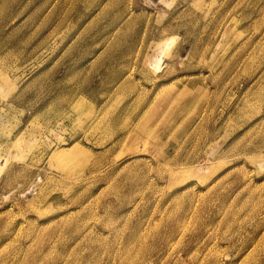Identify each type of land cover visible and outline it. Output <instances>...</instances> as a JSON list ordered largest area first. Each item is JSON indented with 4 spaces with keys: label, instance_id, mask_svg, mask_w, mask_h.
Returning <instances> with one entry per match:
<instances>
[{
    "label": "rangeland",
    "instance_id": "rangeland-1",
    "mask_svg": "<svg viewBox=\"0 0 264 264\" xmlns=\"http://www.w3.org/2000/svg\"><path fill=\"white\" fill-rule=\"evenodd\" d=\"M0 47V264H264V0H0Z\"/></svg>",
    "mask_w": 264,
    "mask_h": 264
},
{
    "label": "bare ground",
    "instance_id": "bare-ground-1",
    "mask_svg": "<svg viewBox=\"0 0 264 264\" xmlns=\"http://www.w3.org/2000/svg\"><path fill=\"white\" fill-rule=\"evenodd\" d=\"M0 48H1V47H0ZM2 56H3V55H2ZM4 73H6V71H5ZM3 77H4V76H3ZM1 78H2V77H1ZM1 81H2V79H1ZM16 82H17V81H16ZM8 83H9V82H8ZM4 84H5V83H4ZM11 84H12V82H11ZM11 84H10V85H11ZM13 84H14V83H13ZM2 86H3V85H2ZM11 86H12V85H11ZM16 87H17V86H16ZM16 87H15V88H16ZM12 90H13V89H12ZM8 91H9V90H8ZM15 91H16V90H15ZM11 92H12V91H11ZM13 93H14V92H13ZM9 94H10V93H9ZM5 96H6V95H5ZM5 96H4L3 98H5ZM16 97H18V96H16ZM13 99H14V98H13ZM5 103H6V101H5ZM91 109H92V108H91ZM93 112H94V111H93ZM57 113H58V112H57ZM94 115H95V113H94ZM89 117H90V116H89ZM92 119H93V118H92ZM92 119H91V120H92ZM86 121H87V120H86ZM7 128H8V127H7ZM6 130H7V129H6ZM28 130H29V129H28ZM42 132H43V131H42ZM4 134H6V133H4ZM13 143H14V142H13ZM30 143H31V142H30ZM28 149H29V148H28ZM61 150H62V151H66V149L63 148V147H61V148H58V147H57V148L52 152V153H53V154H51V155H52V160H53V158H56V155H58V154L60 153ZM64 159H66V158H64ZM64 159H62V160H64ZM62 160H60V163H61ZM63 162H64V161H63ZM63 162H62V163H63ZM58 163H59V162H58ZM62 163H61V164H62ZM65 164H66V162H65ZM62 165H63V164H62ZM66 166H67V164H66ZM66 166H64V167H66ZM59 168L61 169L62 167H59ZM66 168H67V167H66ZM60 169H59V170H60ZM64 169H65V168H64ZM60 171H61V170H60ZM63 171H64V170H63ZM78 173H79V172H78ZM50 180H51V179H50ZM185 227H186V226H185ZM183 228H184V227H183ZM167 254H168V253H167Z\"/></svg>",
    "mask_w": 264,
    "mask_h": 264
}]
</instances>
